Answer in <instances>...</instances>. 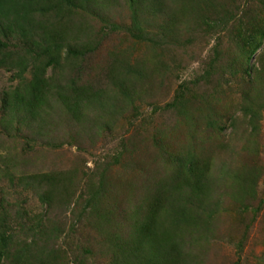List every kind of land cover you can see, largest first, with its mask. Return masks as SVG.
Returning <instances> with one entry per match:
<instances>
[{
  "label": "rangeland",
  "instance_id": "obj_1",
  "mask_svg": "<svg viewBox=\"0 0 264 264\" xmlns=\"http://www.w3.org/2000/svg\"><path fill=\"white\" fill-rule=\"evenodd\" d=\"M167 4L171 18L151 25L155 43L106 31L72 67L62 60L60 68L47 69L53 83L74 81L102 92L101 104L74 116L50 96L40 127L0 108V225L12 239L0 264H13L14 249L33 242L35 255L20 264H109L116 245L131 238L147 191L169 181L186 158L207 162L210 182V207L184 229L188 261L264 264V40L249 62L238 44L243 33L264 27V0ZM109 5L115 22L130 23L123 0ZM47 21L71 41L78 24L100 29L82 13ZM12 50L17 60L19 49L12 44ZM5 62L0 106L3 91L31 77L30 67L22 73L14 60ZM94 192L103 219L89 205ZM43 193L51 199L41 200ZM38 250L45 254L36 256Z\"/></svg>",
  "mask_w": 264,
  "mask_h": 264
},
{
  "label": "trees",
  "instance_id": "obj_2",
  "mask_svg": "<svg viewBox=\"0 0 264 264\" xmlns=\"http://www.w3.org/2000/svg\"><path fill=\"white\" fill-rule=\"evenodd\" d=\"M123 1L129 10L128 25L115 22L109 15L111 0H0V61L4 63L9 58L14 60L17 67L22 68V73L29 67L31 73L28 81L20 79L11 92H2L1 110L13 118H23L26 123H37L49 105L50 96L74 116L88 107L101 104L102 92L76 85L74 81L63 85L58 81L53 83L52 78L47 76V69L60 68L62 60L72 67L75 60H82L99 46L100 38L106 31L123 30L137 42L155 43L151 37V25L157 17L171 18L167 4L169 0ZM183 11L188 12L186 7H183ZM74 12L99 21L100 29L94 30V27L86 23L78 24L74 41L66 40L59 28L49 29V17L60 21L67 13ZM263 40L264 27L259 25L240 36L238 44L241 45L242 54L248 55L247 62L262 47ZM12 44L19 49L17 53L21 54L17 60L10 56L14 53ZM77 69L79 66L74 70ZM132 70L138 74L139 79L143 77L140 70ZM244 70L250 77L252 68L249 66ZM117 86L122 94L129 95L124 83L119 81ZM208 171L207 162L199 165L196 159L186 158L180 161L178 170L170 178L171 182L160 181L152 191H147L144 213L142 216L134 214L131 238L116 245L109 264H191L189 256L181 250L186 245L184 229L187 226L194 228L196 221L193 216H202L201 211L210 207L207 203L210 193ZM246 184L250 185L249 182ZM241 193L246 194L245 191ZM94 194L90 197L89 205L97 218L103 219L104 214L95 209L93 202L100 194ZM189 198L197 200L194 206L188 204ZM40 199L46 202L51 196L43 193ZM5 227V224L0 225V259L8 256L9 244L12 242ZM209 227L208 223H204V232ZM37 249L34 242L32 246L15 248L11 253L12 263L20 264L30 253L34 256ZM37 253L36 256L45 254L43 250ZM28 262L32 264L31 260Z\"/></svg>",
  "mask_w": 264,
  "mask_h": 264
}]
</instances>
